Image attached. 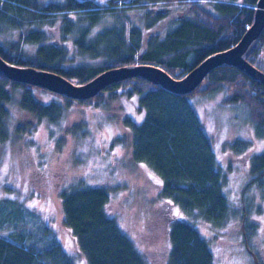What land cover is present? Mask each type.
<instances>
[{
    "label": "trees",
    "instance_id": "obj_1",
    "mask_svg": "<svg viewBox=\"0 0 264 264\" xmlns=\"http://www.w3.org/2000/svg\"><path fill=\"white\" fill-rule=\"evenodd\" d=\"M205 1L103 0L99 5L96 0H0V34L8 29L18 32L17 41L0 40V57L16 66L60 74L74 84L129 64L158 66L181 78L209 55L236 44L251 24L257 2ZM105 19L110 24L99 30ZM51 26L58 29L62 44L51 42L47 31ZM68 36L72 57L65 47ZM247 60L264 73V29ZM202 83L203 87L200 83L192 92L178 95L145 79L128 78L84 101L54 93V100L43 104L33 90L45 89L0 76V141L8 139L7 107L15 94L21 109L49 121L72 104L100 107L120 95H136L144 110L142 122L123 120L130 132V157L157 176L160 186L146 200L152 208L144 217V230L150 232L153 222L162 225L168 246L165 264H214L195 222L220 227L229 217L230 205L211 141L188 97L224 87L226 103L243 105L255 136L264 138V87L228 65L211 71ZM250 175L248 185L264 187V152L252 155ZM82 184L66 185L57 197L62 225L85 264H147L132 237L107 210L111 191ZM7 206L4 200L0 203V230L12 229L0 234V264H76L54 229L37 214ZM15 209L22 212L20 219ZM159 234L153 230L152 235Z\"/></svg>",
    "mask_w": 264,
    "mask_h": 264
},
{
    "label": "rangeland",
    "instance_id": "obj_2",
    "mask_svg": "<svg viewBox=\"0 0 264 264\" xmlns=\"http://www.w3.org/2000/svg\"><path fill=\"white\" fill-rule=\"evenodd\" d=\"M102 1L96 0L99 5H103ZM203 6L211 9L207 3ZM109 24L105 19L97 28ZM47 31L51 42L62 44L58 29L51 26ZM17 39L18 32L11 29L0 34L3 41ZM65 47L68 53L73 52L70 36ZM224 90L221 87L213 93L196 92L188 97L211 141L230 205L224 225L195 224L210 248L214 264H264V187L248 185L251 157L264 152V138L255 136L243 105L226 103ZM53 94L33 90L34 97L43 104L51 103ZM18 100L15 94L7 107L8 139L0 141V203L4 200L8 209L21 208L23 213L37 214L54 229L76 264H85L62 225L57 196L66 185H102L113 195L107 210L132 237L146 263L165 264L168 246L162 225L150 223L151 233L143 225L152 208L146 200L157 194L159 179L132 161L130 132L123 122L125 117L136 124L142 122L144 110L137 96L127 98L123 94L100 107L72 104L55 121L28 113L20 108ZM13 213L21 218L22 212L15 209ZM243 214L247 223L240 219ZM11 229L5 226L0 234L6 235ZM154 229L160 231V237L152 235Z\"/></svg>",
    "mask_w": 264,
    "mask_h": 264
},
{
    "label": "water",
    "instance_id": "obj_3",
    "mask_svg": "<svg viewBox=\"0 0 264 264\" xmlns=\"http://www.w3.org/2000/svg\"><path fill=\"white\" fill-rule=\"evenodd\" d=\"M263 29L264 0H257L253 20L239 41L224 51L209 55L181 78L172 77L158 66L129 64L107 69L86 83L74 84L60 74L34 67L16 66L1 57L0 76L77 101L90 99L105 87L128 78H142L169 92L185 95L196 89L206 75L221 65L238 69L264 87V73L247 60L255 50Z\"/></svg>",
    "mask_w": 264,
    "mask_h": 264
}]
</instances>
